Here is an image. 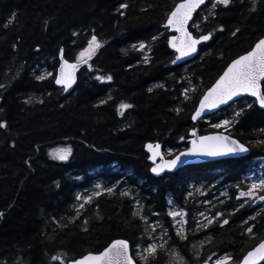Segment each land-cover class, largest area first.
Listing matches in <instances>:
<instances>
[{"label":"trees","instance_id":"1","mask_svg":"<svg viewBox=\"0 0 264 264\" xmlns=\"http://www.w3.org/2000/svg\"><path fill=\"white\" fill-rule=\"evenodd\" d=\"M179 1L0 0V122L5 124L0 128V264H61L52 257L78 258L116 239L146 245L152 224L169 249L195 263L191 231L184 239L175 235L167 212L169 199L188 217L205 209L190 186L194 191L225 183L227 197L215 202L214 195H206L207 208L212 214L219 210L230 224L242 217L232 211L240 207L236 190L248 187L249 175H264L259 160L264 111L252 99L235 103L242 107L238 115L226 114L229 107L198 122L200 134H208L221 132L224 128L212 125L229 119L226 132L250 147L247 157L153 178L144 145L160 143L163 152H172L169 157L187 147L191 115L203 92L264 36V0H230L205 20L211 2L204 6L193 19L199 30L191 25L190 31L212 33L211 41L199 47L193 61L172 66L169 33L162 26ZM92 35L102 47L79 71L73 92L64 95L53 84L58 55L63 49L66 60L76 61ZM140 43L148 44L145 59L134 49ZM45 72L53 76L36 78ZM98 75L112 79L97 80ZM190 87L196 91L185 92ZM121 104L130 107L120 113ZM61 143L72 149L67 161L48 154ZM97 184L114 190L75 213L74 195ZM125 191L129 194L122 195ZM215 228L213 247L232 241L223 230L216 236ZM244 244V250L250 247ZM157 251L138 264L173 258L168 249Z\"/></svg>","mask_w":264,"mask_h":264},{"label":"snow or ice","instance_id":"2","mask_svg":"<svg viewBox=\"0 0 264 264\" xmlns=\"http://www.w3.org/2000/svg\"><path fill=\"white\" fill-rule=\"evenodd\" d=\"M211 2L212 7L215 8L217 5L228 6L230 0H211ZM205 3L206 0H180V2L177 3L174 9L169 13L166 21V28L172 29L177 33V35L168 38V46L174 49L177 53L176 58L172 63H176V61L196 53L197 45L203 41H208L212 37V33L202 34L199 37H196L186 27L189 24V21L193 20V13ZM121 7L123 8L126 6L121 5ZM205 19H207V17H205ZM192 27L199 30V25L195 22H193ZM233 35H235V33H233ZM153 39H156V37H153ZM100 47H102V43L98 40L96 35H92L87 42V46L78 53L76 63H69L65 60L63 49H61L60 65L54 77L55 84L62 85L64 91H68L75 80L74 73L79 64H87ZM144 48L145 45L141 43L138 50H143ZM145 62H147V60H145ZM49 76H53V73L45 72L36 78L38 80H44ZM262 78H264V38L259 39L255 45L252 46L250 51L233 59L227 65L223 73L200 99L199 106L196 108L192 119L195 121L198 117H201L202 113L205 111L211 112V110L217 109L220 105L227 104L233 97L238 96L241 93H247L255 97L256 102L260 107L264 108V93H262L260 89ZM96 79L110 81L112 77L98 75L96 76ZM0 87H3V85H0ZM185 92H187V90H185ZM101 103H103V101ZM120 107L128 108L130 105L122 104ZM212 126L215 128L227 129L230 125L228 120H223L219 124H214ZM3 127H5V124L0 122V128ZM191 135L193 137L191 140V147L188 148L186 152L180 153L167 161H164L161 156L159 144H147L145 147L151 153L149 160L153 161L154 164L151 168V172L159 174L165 169L170 170L174 168L182 156L216 157L248 151L244 144L227 135L217 133L213 135L197 136L195 130H192ZM180 139L183 140L184 137H181ZM71 153V147H63L54 149L49 154L55 160L67 161ZM157 157L160 158L161 163H155ZM96 187L100 188L101 186L97 184ZM257 189H264V179L260 180L258 184L253 183L247 191L239 192L238 198L246 196L252 197L256 195ZM105 191L111 193L113 189L108 188ZM128 194L129 193L126 191L122 193V195ZM95 195L99 196L100 193L97 192ZM91 198L92 197L90 196L85 197V203L90 202ZM79 199H81V197L77 196V200ZM258 199L264 201V195L259 196ZM80 207H83V205H80ZM169 215L175 219L178 216L183 217L184 213L170 211ZM219 215L220 213H217V216ZM211 223L212 220H207V224ZM223 223L226 224L228 221L224 220ZM207 224H205L204 227H207ZM181 230H178V235ZM155 231L156 229L153 227L152 232L154 233ZM248 231L251 232V229H248ZM144 251L146 253H155L156 245L149 244ZM52 259L60 260V257L53 256ZM228 259H230V257L219 259L216 261V264H227ZM259 261H264V241H261L256 247L249 251L243 257L241 264H258ZM61 264H65V262L61 261ZM67 264H134V258L129 255V242L124 239H116L104 248L103 251L98 253H87L79 258H70L67 260Z\"/></svg>","mask_w":264,"mask_h":264},{"label":"flooded vegetation","instance_id":"3","mask_svg":"<svg viewBox=\"0 0 264 264\" xmlns=\"http://www.w3.org/2000/svg\"><path fill=\"white\" fill-rule=\"evenodd\" d=\"M259 160L264 162V157H260ZM181 170H179V171H181ZM179 171H177V172H179ZM172 174H174V173H172ZM249 176H248V178H249ZM251 176H254L256 183L259 182L260 180L264 179V175H260V174L259 175H251ZM159 178H161V177H159ZM205 186H207V185H205ZM215 187L217 188V186H215ZM219 190H220V193L223 195L222 197L227 196V194H228L227 185L225 183H220ZM209 194L212 195L213 192L209 193ZM262 195H264V189H261L259 191V195L257 196V198L255 200H257L258 197L262 196ZM255 200L253 201V206L236 207V208L232 209V211H235V212L240 211L242 214V217L239 219L238 222L233 223V224H230L229 222L226 224L223 223L224 220L228 221L229 219H228V217L224 216L223 213H221V216L218 217L217 219H215L211 224H207V227H204L205 224H203V228L199 229L198 231L194 230V232L190 234L189 245H190V247L195 245V248L193 246L192 249L189 251L191 258L194 261L196 260L195 263H193V264H205L206 262H207V264H215L216 259H221V258H225V257H230L227 264H240L242 258L250 250H252L254 247H256L261 241H264V202L262 204L255 205ZM171 201H172L171 199H169V201H168V205H169L168 210L171 208V204H170ZM214 226H216L215 231H214L216 236L219 235L220 230H223L224 232L226 231L227 233H230V235L233 237L231 242H235L237 244L236 245H230L231 242L229 243V239H224V240H222L221 245L213 247L212 242L214 239H212L213 233L211 232V230ZM230 227H233V228L230 229ZM248 229H251V232H249ZM185 236L186 235H184V237H182V236L181 237L184 239ZM202 239L204 240V242H202ZM244 242H248L250 244V247L245 249V250H244V245H245ZM110 243H108L106 245V247ZM129 246H130V254L134 258V261L136 262V264H138V262H142L135 255L137 247L141 246V244L136 243L134 245V244H131L129 242ZM157 249H159V248H157ZM157 249H156L155 253H151V255H156L158 253ZM102 250H100V251H102ZM100 251L87 252V253H98ZM87 253H85V254H87ZM85 254H83V255H85ZM148 257H149V255L147 256L146 260L148 259ZM183 259H184V257H183ZM66 263H67V261H66ZM260 264H264V261L261 262Z\"/></svg>","mask_w":264,"mask_h":264},{"label":"rangeland","instance_id":"4","mask_svg":"<svg viewBox=\"0 0 264 264\" xmlns=\"http://www.w3.org/2000/svg\"><path fill=\"white\" fill-rule=\"evenodd\" d=\"M219 6V5H217ZM216 6V7H217ZM222 6V5H220ZM213 7H212V2H211V5L209 6V9L207 10V12H204L202 14V18L203 20H205V17H207V14L210 13V11H212ZM141 44V43H140ZM139 44V45H140ZM145 45V48L143 50H139L142 54V56L144 57V59L146 58L147 56V50H148V44L147 43H143ZM139 45H137L136 47H134V49H139ZM77 61V59H76ZM196 91V88L195 87H190L188 90H187V93H193ZM187 96V95H186ZM189 97V96H187ZM122 105V104H121ZM120 105V106H121ZM119 106V110H120V113H122V111L125 109V108H121ZM242 107H238L236 104H233L230 108H229V112L226 113V114H237L238 111L241 109ZM223 120H228L229 121V125H230V120L229 119H223ZM221 120V121H223ZM221 121H219L218 123L216 124H219ZM229 127V126H228ZM227 127V128H228ZM216 129H220V128H216ZM227 129H223L221 132H224L226 133ZM63 147H70L69 144L67 143H61V144H56L54 146H52L51 148L48 149V154L50 152H52L54 149H57V148H63ZM172 154V152L170 151H164V155L166 157L170 156ZM50 156V154H49ZM51 157V156H50ZM52 158V157H51ZM53 159V158H52ZM55 160V159H54ZM58 161V160H57ZM257 175V174H255ZM253 183H256V180L254 178V176H249L248 178V187L246 189H237L236 190V193H235V202H236V205H239L240 207H243L245 205L247 206H253V201L257 198V196L259 195V191L261 189H257L256 191V195L252 196V197H240L238 198L239 196V192L241 191H247V189L253 184ZM259 182H257L258 184ZM204 184L202 185H199L198 187L195 188V190L193 191V187L190 186L189 187V191H190V194L192 196H197L199 198H202L199 199L196 201L197 205L200 206H204L203 208L205 209H202L201 211H197V212H192L191 213V216L189 215L188 217V212H186V210H184L183 208H179L176 206V204L173 202V200L170 202L171 204V208L167 211L168 212V218L169 220L171 221V225L174 227V231H175V234L178 235V230H181L180 231V234L178 236H182L184 237V235H186L188 233V231H191V233L195 231H198L199 229L203 228V224H207V220H212V222L217 219L218 217L221 216V212L218 210L217 212L215 213H211L210 210L207 208L208 205L210 204V200H204L203 197H205L206 195H210L209 193H212V195L210 196H213L215 197V202L218 200L220 201L221 200V197L223 196L221 193H220V190H219V185L220 183L218 181H216L215 183L213 184H209L207 186H203ZM217 186V188L215 187ZM109 188V187H108ZM108 188H97L96 185H93L92 187L86 189V190H83V191H79L77 192L75 195H74V212L77 213L79 211H82L85 207V205L91 203L96 197H98L97 195H95V193L99 192L100 195L102 194V192H105V193H108L107 191H105L106 189ZM114 190V186L113 187H110ZM77 196H80L81 199L77 200ZM92 197L91 198V201L88 202V203H85V197ZM227 197V196H226ZM224 197V198H226ZM213 204V200L211 201V205ZM80 205H83V207H80ZM170 211H175V212H183L184 215L183 217H176L175 219L169 215V212ZM217 213H220L219 216H217ZM203 214V215H201ZM189 224V225H188ZM199 224V226H198ZM155 227L156 231L153 233L152 232V228ZM150 234L148 235V238H149V243H147L146 245H141V246H138L137 249H136V256L138 257L139 260H141L143 263H145L146 261V258L148 255H151V253H146L144 251V249H146L148 247L149 244H155L156 245V249L159 248V249H164L165 251H167V249L169 251H171V253L173 254V258L175 260V262L171 261L172 259L170 260H167V262L165 264H193L191 262H189L187 259H183V257L179 256L173 249H169L167 246H166V242H167V239L163 236V233H160L159 231V228L158 226L156 225H150ZM147 238V239H148ZM202 242H204V240L202 239ZM192 246V245H191ZM194 248H195V245H193ZM192 246V247H193ZM192 247L190 248V250L192 249ZM166 248V249H165ZM227 258V257H225ZM222 259V258H221ZM219 260V259H216L215 260V264H216V261ZM59 262L61 261H64L66 263L65 260H63L62 257H60V260H58ZM229 259L227 260V263H228Z\"/></svg>","mask_w":264,"mask_h":264},{"label":"water","instance_id":"5","mask_svg":"<svg viewBox=\"0 0 264 264\" xmlns=\"http://www.w3.org/2000/svg\"><path fill=\"white\" fill-rule=\"evenodd\" d=\"M179 2H180V1H179ZM179 2H178V3H179ZM210 2H211V0H206V3H205L204 5H201V7L198 8V9L196 10V12L193 13V19H194L195 15H196V14H197V13H198V12L204 7V6H206V5L209 4ZM176 4H177V3H176ZM176 4H175V5H176ZM174 7H175V6H174ZM174 7H173V9H174ZM173 9H172V10H173ZM172 10H171V11H172ZM171 11H170V12H171ZM170 12H169V13H170ZM169 13H168V15H169ZM168 15H167V18H168ZM167 18H166V20H165V22H164L162 28L165 29V30H167L168 33H169V36L167 37V47H168V49L174 54V57H173V59H172V61H173V60H175L177 53L175 52L174 49H172V48H170V47L168 46V38H169L170 36L177 35V33H176L174 30H172V29H168V28H166V21H167ZM192 22H193V20H190V21H189V24L186 26V27L188 28L189 31H190V27H191ZM190 32H191V31H190ZM207 34H208V33H207ZM193 35H194V34H193ZM194 36H196V35H194ZM199 36H200V35H198V36H196V37H199ZM261 38H264V36L261 37ZM261 38H260V39H261ZM211 39H212V37H211L208 41H203V42H201L200 44H198V45H197V52H196V53H193L191 56H188V57H185V58H183V59H181V60H179V61H176V63H172V62H171V65H172V66H180V65H184V64H187V63L193 61V60L199 55V52H200L199 47H200L201 45H203V44H206V43L210 42ZM254 45H255V44H254ZM254 45H253V46H254ZM250 50H251V49H250ZM250 50H249V51H250ZM244 54H245V53H244ZM60 55H61V52H60L59 55H58V65H57V67H56L55 74H56V71L58 70L59 65H60ZM242 55H243V54H242ZM64 59H65V58H64ZM235 59H236V58H235ZM65 60H66V59H65ZM67 61H68V60H67ZM68 62H69V63H76L77 61H68ZM230 62H231V61H230ZM230 62H229V63H230ZM229 63H228V64H229ZM84 65H85V64H79V66H78L77 69L75 70V73H74L75 80H74V82H73V84H72V87L69 88L68 91H64L62 85H56V84H55V80H54V78H53V84H54V86H55L56 88L62 90V92H63L64 95H68V94H70L71 92H73V90H74V88H75V85H76V82H77V76H78V73H79V71L81 70V68H82ZM226 67H227V66H226ZM226 67H225V68H226ZM225 68H224V69H225ZM223 71H224V70H223ZM223 71H222V73H223ZM222 73H221V74H222ZM55 74H54V77H55ZM221 74H220V75H221ZM218 78H219V77H218ZM218 78H217V79H218ZM217 79H216V80H217ZM216 80H215V81H216ZM263 82H264V78H262L261 83H260V89H261V92H262V84H263ZM214 83H215V82H214ZM214 83H213V84H214ZM213 84H212V85H213ZM212 85H211V86H212ZM211 86H210V87H211ZM210 87H209V88H210ZM209 88H207V89L203 92V94L201 95V97L199 98V101L197 102V105H196V107H195V110H196V108L199 106L200 99L202 98V96L204 95V93H205ZM262 93H263V92H262ZM243 98H249V99H252V100L255 102V105L257 106V108L260 109V110H262V111H264V108H261L260 105L256 102V98H255V97H253V96H251V95H249V94H247V93H241L240 95L233 97L232 100L229 101L227 104L220 105L217 109H213V110H211V112L205 111L204 113H202L201 117H198L195 121L192 119V116H193V114L195 113V110H194L193 113H192V115H191V123H192V125H193V128H192L191 130H189V132H188L187 147H186L185 149H183L182 151L178 152L177 154L173 155L172 157H169V158H166V157H165V155H164V153H163L162 145H161L160 143H157V142H156V143H146V144L144 145V152H145L146 155H147V162H148V164L150 165V168H149V174H150L152 177H154V178H159V177H162V176L165 175V174L176 173L177 171H179V170H181V169H183V168H186V167H190V166H198V165L209 164V163L218 162V161H222V160H232V159H240V158L247 157V156L250 154V148H249L247 145H245L244 143L240 142L238 139H236V138H234L233 136H231L230 134H228V133H223V132H213V133H208V134H200V132H199V127H198V122H200V121H204L206 118H208V117H210V116H212V115H214V114H216V113H219L220 111H222V110L228 108L230 105L236 103L237 101H239V100H241V99H243ZM192 130H195L197 136L213 135V134H217V133H219V134H223V135H227V136H229L230 138L235 139V140H237L238 142L244 144L245 147L248 149V151H247V152H244V153H239V152H237V153H234V154H227V155H221V156H216V157H210V156H182L181 159H180V161L178 162V164H177L174 168H172V169H170V170H169V169H165L163 172H160L159 174H154V173H152V172H151V168L154 166V164H153V161H150V160H149V156L151 155V153L147 150V148H146L145 146H146L147 144H153V145L159 144V145H160V149H159V151H160V153H161V156L163 157V160H164V161H167V160L172 159L173 157L179 155L180 153L186 152L187 149L191 147V140L193 139V137H192V135H191ZM155 163H161V160H160L159 157H157ZM263 202H264V201H261V200L257 199V200H255V205L262 204ZM102 251H103V250H102ZM250 251H251V250H250ZM129 255L131 256V254H130V246H129ZM242 259H243V258H242ZM241 261H242V260H241ZM261 262H263V261H259L258 264H260ZM134 264H136L135 261H134ZM205 264H206V263H205ZM240 264H241V262H240Z\"/></svg>","mask_w":264,"mask_h":264}]
</instances>
